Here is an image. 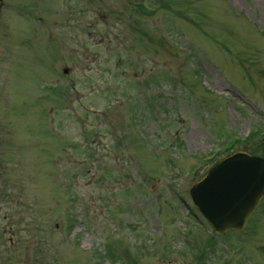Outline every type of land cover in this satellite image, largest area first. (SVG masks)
Returning a JSON list of instances; mask_svg holds the SVG:
<instances>
[{"label": "rangeland", "instance_id": "rangeland-1", "mask_svg": "<svg viewBox=\"0 0 264 264\" xmlns=\"http://www.w3.org/2000/svg\"><path fill=\"white\" fill-rule=\"evenodd\" d=\"M4 1L0 264H264V201L220 236L190 196L264 124V0Z\"/></svg>", "mask_w": 264, "mask_h": 264}, {"label": "water", "instance_id": "water-1", "mask_svg": "<svg viewBox=\"0 0 264 264\" xmlns=\"http://www.w3.org/2000/svg\"><path fill=\"white\" fill-rule=\"evenodd\" d=\"M191 194L214 229H243L264 195V158L236 151L196 183Z\"/></svg>", "mask_w": 264, "mask_h": 264}, {"label": "trees", "instance_id": "trees-1", "mask_svg": "<svg viewBox=\"0 0 264 264\" xmlns=\"http://www.w3.org/2000/svg\"><path fill=\"white\" fill-rule=\"evenodd\" d=\"M261 127L262 126H260L259 129H256L255 131H253L249 139L246 141L247 143L243 146L244 148L249 149L250 151L254 153H259V154L264 155V139H263L264 138V127L262 128Z\"/></svg>", "mask_w": 264, "mask_h": 264}, {"label": "flooded vegetation", "instance_id": "flooded-vegetation-1", "mask_svg": "<svg viewBox=\"0 0 264 264\" xmlns=\"http://www.w3.org/2000/svg\"><path fill=\"white\" fill-rule=\"evenodd\" d=\"M6 6L5 1L4 0H0V13L1 11H3V8ZM1 19V18H0Z\"/></svg>", "mask_w": 264, "mask_h": 264}]
</instances>
